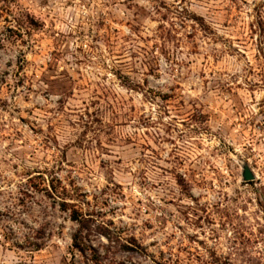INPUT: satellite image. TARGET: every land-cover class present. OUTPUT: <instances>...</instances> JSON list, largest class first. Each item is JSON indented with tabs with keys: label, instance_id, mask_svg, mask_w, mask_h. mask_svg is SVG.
<instances>
[{
	"label": "rangeland",
	"instance_id": "rangeland-1",
	"mask_svg": "<svg viewBox=\"0 0 264 264\" xmlns=\"http://www.w3.org/2000/svg\"><path fill=\"white\" fill-rule=\"evenodd\" d=\"M0 264H264V0H0Z\"/></svg>",
	"mask_w": 264,
	"mask_h": 264
},
{
	"label": "trees",
	"instance_id": "trees-1",
	"mask_svg": "<svg viewBox=\"0 0 264 264\" xmlns=\"http://www.w3.org/2000/svg\"><path fill=\"white\" fill-rule=\"evenodd\" d=\"M73 220L78 222V219L76 217H74L73 215ZM80 222V220H79ZM82 224V221H81ZM79 223V225H81ZM107 230L104 229L103 232L100 233L101 236L105 237L107 239V241L112 244L114 241H112V239L109 237ZM73 241H74V245L77 246L78 244V235H74L73 237ZM117 244L119 245V247L122 249L123 252H134L136 249H138V246L135 245H130L128 243H122L119 239H117Z\"/></svg>",
	"mask_w": 264,
	"mask_h": 264
},
{
	"label": "water",
	"instance_id": "water-1",
	"mask_svg": "<svg viewBox=\"0 0 264 264\" xmlns=\"http://www.w3.org/2000/svg\"><path fill=\"white\" fill-rule=\"evenodd\" d=\"M241 178L245 183L255 180V175L247 164H243L242 166Z\"/></svg>",
	"mask_w": 264,
	"mask_h": 264
}]
</instances>
